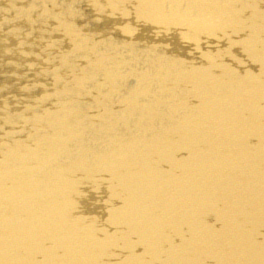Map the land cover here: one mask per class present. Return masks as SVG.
Returning <instances> with one entry per match:
<instances>
[{
	"label": "bare ground",
	"instance_id": "1",
	"mask_svg": "<svg viewBox=\"0 0 264 264\" xmlns=\"http://www.w3.org/2000/svg\"><path fill=\"white\" fill-rule=\"evenodd\" d=\"M0 264H264V0H0Z\"/></svg>",
	"mask_w": 264,
	"mask_h": 264
}]
</instances>
